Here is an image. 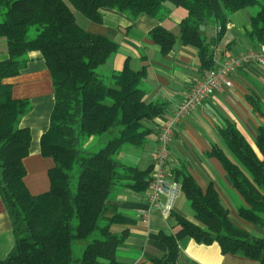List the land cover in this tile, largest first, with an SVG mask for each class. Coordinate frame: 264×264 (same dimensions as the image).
Masks as SVG:
<instances>
[{"label": "trees", "instance_id": "trees-1", "mask_svg": "<svg viewBox=\"0 0 264 264\" xmlns=\"http://www.w3.org/2000/svg\"><path fill=\"white\" fill-rule=\"evenodd\" d=\"M174 7L188 12L179 24L180 38L198 50L203 69L213 66L210 45L221 40L231 16L240 10L258 8L249 16L246 34L253 43L264 45V0H0V37L8 47V58L0 63V197L15 238L0 264H127L120 248L129 228L115 229L133 220L108 200L116 189H148L152 166L141 169L135 159L120 155L127 148L145 147L152 132L145 121L158 116L162 107L144 99V68L135 71L126 64L111 74L98 71L119 46L108 36L83 28L73 10L101 23L104 8L133 18L145 13L161 19ZM218 26L221 30L209 39L207 29ZM150 37L163 54L176 42L174 33L161 25L150 31ZM31 51L41 52L56 100L41 138V153L53 162L50 186L40 194H32L25 183L31 132L20 127V121L31 104L13 98L11 85L3 82L27 66ZM251 102L264 119V103ZM220 135L233 160L221 150L214 153L242 198L238 216L264 231V122L255 141L258 152L234 124L221 129ZM91 138L94 151L87 147ZM175 176L193 219L172 212L177 231L162 233L167 254L155 264H176L178 242L184 237L207 245L217 242L224 253L264 264V234L235 223L213 185L203 190L185 167L177 168ZM93 235L82 256L74 258V240Z\"/></svg>", "mask_w": 264, "mask_h": 264}, {"label": "crops", "instance_id": "crops-1", "mask_svg": "<svg viewBox=\"0 0 264 264\" xmlns=\"http://www.w3.org/2000/svg\"><path fill=\"white\" fill-rule=\"evenodd\" d=\"M180 10L179 7H174L167 16V22L173 23L171 29L159 17L143 13L133 18L111 8L102 10L101 23L92 21L90 26L89 23L87 25L90 32L106 35L119 46L103 66L111 73L121 71L126 64L135 71L144 68V85L147 89L144 99L147 103H156L162 107L158 116L145 121L146 126L152 130L145 147L141 150L127 148L120 155L125 160L135 159L134 162L141 169L153 165L162 123L171 118L174 109L203 75L198 50L185 45L180 38L179 24L188 14L186 9ZM249 19L244 10L231 16L219 41L224 57L259 46L246 34L250 28ZM160 25L176 36L174 48L167 54H163L161 47L150 37V31ZM207 35L209 39L213 37L215 29L208 28ZM212 45L213 43L210 49ZM7 58V41L0 37V63ZM29 58L27 66L19 74L7 77L3 82L11 85L13 98L28 99L31 104V109L20 121V127H26L31 132L30 153L24 159L25 183L32 194H40L50 186L48 170L53 162L42 155L41 138L50 126L56 100L52 76L41 52L31 51ZM231 79V87L219 86L202 106L189 113L176 127L170 145L168 175L170 181L181 184V181L176 180L175 173L177 168L185 167L203 190L213 185L230 209L232 218L233 213L238 215L237 208L242 198L234 190L230 177L214 150L223 151L233 160L220 130L234 124L258 152L255 141L264 119L251 101L264 103V66L252 63L234 72ZM108 204L133 220L130 224L115 229L119 231L124 227L129 228L120 248L124 263L155 264V261L166 256L167 247L161 241V235L175 234L177 226L171 217H164L157 211L145 214L148 209V189L143 192L131 188L116 189ZM174 212L189 218L192 216L182 188L175 201ZM243 225L240 226L253 232L251 228L254 225L247 222H243ZM256 230L264 233L260 228ZM14 244L10 217L0 197V260L8 256ZM178 245L180 255L176 264H261L259 259L237 253H224L217 242L207 245L198 243L192 237H184L179 240Z\"/></svg>", "mask_w": 264, "mask_h": 264}, {"label": "built area", "instance_id": "built-area-1", "mask_svg": "<svg viewBox=\"0 0 264 264\" xmlns=\"http://www.w3.org/2000/svg\"><path fill=\"white\" fill-rule=\"evenodd\" d=\"M221 27L215 28V35ZM213 66L203 70V75L183 101L178 105L171 118L162 123L157 140L155 158L150 173L148 187V209L145 214L159 212L164 217H170L175 209V201L181 191V184L170 181L168 163L170 145L178 124L184 118L202 106L221 85L232 86L231 75L238 69L254 63L264 66V45L250 48L237 54L224 57L223 48L215 42L211 48Z\"/></svg>", "mask_w": 264, "mask_h": 264}, {"label": "rangeland", "instance_id": "rangeland-1", "mask_svg": "<svg viewBox=\"0 0 264 264\" xmlns=\"http://www.w3.org/2000/svg\"><path fill=\"white\" fill-rule=\"evenodd\" d=\"M176 8H177V7H176ZM179 8H180L181 10H184V8H182V7H179ZM181 10H180V11H181ZM257 10H258V8L254 7V8H248V9H245L244 12H247L248 15L250 16V15H252V14H255V13L257 12ZM73 11H74V14H75V17H76L77 22H78L83 28H85L86 30L90 31L91 29L89 28V26H90V24L93 23V22H92L91 20L87 19V18H86L81 12H79V11H77V10H75V9H74ZM162 14H165V13H162ZM169 14H170V13L161 16V21L164 22V24H165V26H166L167 28L171 29L170 26H172L173 23H172V22H167V21H169V18H167V16H168ZM88 23H89V26H87ZM98 71H100L101 73H104V74H106V75H107V74H111V72L108 71V69H107L106 67H104V66H101V67L99 68ZM87 147H88L90 150L94 151V138H91V139H90V141H89L88 144H87ZM78 173H79V167L77 166L76 169H75V172H74V181L77 180ZM189 213L191 214V210H190ZM190 217H191V218H189V217H188V218H189V219H193V215L190 216ZM232 219H233L235 222H237L239 225L244 226V225H243V222H245V221H243L241 218H239V216H238L237 214H234V213H233V215H232ZM247 223H248V222H247ZM257 228H258V227H254V226H253V228H251V229H253V233H254V234L262 235V233H259V232L256 230ZM261 230H262V229H261ZM263 234H264V233H263ZM93 238H94V235L91 236V237H89V238H87V239H78V240H74V242H73V256H74V258H79V257L82 256L84 249H85V248L87 247V245L92 241Z\"/></svg>", "mask_w": 264, "mask_h": 264}, {"label": "water", "instance_id": "water-1", "mask_svg": "<svg viewBox=\"0 0 264 264\" xmlns=\"http://www.w3.org/2000/svg\"><path fill=\"white\" fill-rule=\"evenodd\" d=\"M201 29H202V30H204V29H205V27H204V26H201Z\"/></svg>", "mask_w": 264, "mask_h": 264}]
</instances>
